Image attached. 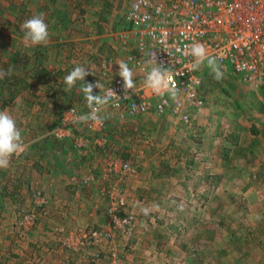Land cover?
<instances>
[{
	"label": "rangeland",
	"instance_id": "rangeland-1",
	"mask_svg": "<svg viewBox=\"0 0 264 264\" xmlns=\"http://www.w3.org/2000/svg\"><path fill=\"white\" fill-rule=\"evenodd\" d=\"M130 1L0 0V69L14 66L13 74L0 80V111H8L14 117L26 146L24 152L11 158L6 169H0V196H7L5 187L12 178V187L21 186L19 191L16 188L18 204L17 193L10 192L14 193L10 202L5 198L17 208L14 221L0 220V254L22 249L27 229L37 220L36 228L43 227L50 200L61 202L45 195L42 189L26 187L28 179L33 178L30 172L37 179L43 175L44 161L38 159L39 153L46 148L51 157L57 158L61 152L73 156L94 149L102 155L99 164L94 162L84 169L76 168L75 163L66 164L62 170L59 198L68 200V204L80 203L67 210L69 222L53 224L50 241H46L49 227L43 230L44 237L37 242L41 250L37 257L43 262L264 264V86L243 83L229 68L223 70V78L218 81L206 63L197 70L203 105L190 107L187 120H178L170 108L121 116L107 107L101 112L102 125L75 122L76 116L89 111L84 97L59 96V90L65 89L64 77L77 60L81 64L82 56V66L92 73L85 77L86 81H98V70L108 80L105 84L99 81L102 88L94 89L95 94L103 95L118 76L110 81L112 71L106 69L104 73L103 63L112 61L106 56L114 37L124 40L123 16ZM62 10L68 13L65 18H60ZM40 13L48 24V42L28 46L23 42L20 25ZM76 40H81L76 46L77 58L70 52ZM133 40L129 38L130 46L124 45L132 53ZM125 54L122 50L121 55ZM100 55L103 57L96 67ZM44 70L57 76L55 82L41 80ZM134 76L135 84L143 81ZM78 88L79 83L67 92L77 93ZM132 97L140 99V95ZM77 140H83L85 145L77 147ZM121 162L135 166L136 173L122 174L118 170ZM75 170L82 171L75 175ZM90 184L102 189V193L91 195L102 204L99 218L98 209L91 210L95 214L91 215L85 207L91 202L89 193L81 192ZM112 186L121 190L118 195L125 201L119 213L134 215L130 235L111 224L107 190ZM135 187L141 193L132 192ZM30 202L41 208L37 210L39 216L36 209L26 208ZM93 228L110 230L115 239L80 248V239L76 240L75 235ZM9 235L15 236L16 247ZM97 252L96 260L93 256Z\"/></svg>",
	"mask_w": 264,
	"mask_h": 264
},
{
	"label": "built area",
	"instance_id": "built-area-1",
	"mask_svg": "<svg viewBox=\"0 0 264 264\" xmlns=\"http://www.w3.org/2000/svg\"><path fill=\"white\" fill-rule=\"evenodd\" d=\"M123 20L126 27L123 43H128L131 33L136 41L135 52H128L126 63L143 81L129 90L130 99L123 98L119 76L105 88L103 95L111 88L120 96L119 101L113 97L108 107L121 116L124 113L134 116L151 108L158 112L170 108L178 120H187L190 107L202 106L201 77L192 69L193 57L188 54V46L197 43L205 47L222 71L229 68L243 83L264 86V0H132ZM153 55L174 73L177 95L172 100L170 92L156 95L144 85ZM106 65L103 63L104 73ZM134 95H140V99H133ZM75 145L81 147L85 142L77 140ZM118 170L122 174L136 173V167L128 162L119 163ZM108 193L111 224L130 235L135 218L129 212L119 213L125 204L124 198L118 195L121 190L112 186ZM75 239H80V248H88L99 240L112 241L115 235L110 230L93 228L81 231ZM93 258L97 260L99 253Z\"/></svg>",
	"mask_w": 264,
	"mask_h": 264
},
{
	"label": "crops",
	"instance_id": "crops-1",
	"mask_svg": "<svg viewBox=\"0 0 264 264\" xmlns=\"http://www.w3.org/2000/svg\"><path fill=\"white\" fill-rule=\"evenodd\" d=\"M47 1H52V0H47ZM50 13L53 14L54 13L53 10H50ZM61 13H62V15H61ZM61 13H60V18H65V16L68 14L66 11H63V10ZM52 14L50 16H52ZM63 27H65V26H62V29H63ZM122 33H121V35H122ZM130 36H131V38L134 39L132 42L134 44L133 46H134V51H135V44H136L135 37L132 33L130 34ZM99 40L102 41V39H100V38H99ZM121 40L122 39H118L117 37H114L112 44L110 46H107V50H109V54H107L108 56H106V55L105 56L110 57L112 59L111 63L106 65V69L109 72L112 71V73H111L112 77L109 78L110 81L115 76H117L118 64L121 61L126 62L125 56L129 51H131L130 47L126 50L124 49L125 44L123 42H121ZM80 41L81 40H76L73 48L70 49V52H74L76 54V58H77V54H78V48L76 46L80 44ZM129 43L127 44L128 46H130ZM91 44L92 45L94 44L93 41ZM98 48H99V46H98ZM119 50H121V51L123 50L124 52H126V54L121 55V51H119ZM81 56H82V52H81ZM64 57H66V56L64 55ZM102 57H103L102 55L97 56V58H96L97 65H95L96 67L100 65V60ZM80 61H81V64H79V60H77L76 64H74V65L75 66L83 65L82 62L84 61V56H82ZM75 66H73V67H75ZM59 73H58V76H59ZM97 73H98L97 77L95 76V74H94V76L97 78L98 82L100 80H103V84H105L108 80L103 79V77H101L99 75V70ZM133 73L136 76H139L137 74V72H133ZM54 78L57 79V76L55 74L49 73L46 70L43 71L42 76H41L42 81L50 80L52 82H55ZM95 81L96 80L94 78L91 79L92 83H95ZM87 82H90V81H87ZM76 90L78 91L77 93L76 92H66L64 90H59L58 93H59L60 97H67V96L72 95L74 97L76 96V97H82L83 98L84 95L79 90V88ZM30 92L32 93L31 90H30ZM31 93H29V94H31ZM76 100H78V98ZM121 146L123 147V142L121 143ZM44 149H45V152L44 151L40 152L42 154L39 153L40 156H38V159H39V157H41V161H44V169H41V171H43V173H42L43 175H40V178L37 179V178H34V174H32L30 172L29 174L32 175L33 178L28 179L29 183L26 182V187H28V188L29 187H31V188L35 187V190H40V191L42 189V191L44 190L45 195H47L49 197L55 196L53 198H57V199L61 200V202H56L53 199L50 200V204L47 207V209L49 210L48 215L44 216V221H42L43 227L39 228V229L36 228L35 225H37L39 222L37 220V224H35L32 227L27 229L26 240L24 238L25 245L24 246L22 245V249L17 250V248H16V249H13L14 252L10 251L9 253L4 250V254H0V263H4V264H47V262L45 263L41 260V257H37V252L41 251L38 248L39 244L37 242L42 241V238L44 237V233H45V231H43V230H47L48 227H49V229H48V235H47L46 241L47 242L50 241L53 238V235H52V228L54 227L53 224L62 223V222H66V223L69 222V218H68L66 212H67V210H69V208L73 207L72 204H75V203L68 204V202H66L68 200H65L63 198V200H64L63 201L61 198H59L62 195V194H60V191L63 189L62 186L60 187V181L62 182V180H64V173L62 171L64 169V166L66 164L71 165V164L75 163L76 168L81 167V166L83 167V169L88 168L86 166H88V165L92 166L94 164V162L98 163L97 161L99 160V156L100 157L102 156L100 153H95L96 150H94V152H92V151H90L91 149H89L87 152H85V150H84L81 153L80 152H77L76 154L73 153V156H65V154L61 152L60 157L56 158V157H51V154L49 152H46V148H44ZM35 157L36 156H34V158ZM111 157H113V156H111ZM40 163H42V162H40ZM56 164H58L57 167H56ZM81 171L75 170L74 174L76 175L77 173H80ZM19 176H20V174H17L16 177L18 178ZM22 176H24V174H22ZM159 181H161V180H159ZM11 184H13V178L10 181H8V185H7V187H5L7 189V192H9V193H7V196H5V195L0 196V220H2V221H7V220L14 221L15 220L14 211L17 208V206H16V204H18L17 203V197H19L18 191L21 190V186L19 187L18 185H16V186L12 187ZM40 186H43V187L40 188ZM99 187L100 186H98V185L90 184L88 186H84V188L81 191L84 194L89 193L91 202L88 205H86L85 207L90 211L91 215H95L94 213L91 212V210H94V208L98 209L99 213L96 214V216L98 218L101 217V215H102V211L100 208L102 206V204H101V202L96 201V196L92 198L91 195L93 193H97V194L102 193V189ZM131 187L128 184V191L132 190ZM16 188H18V191H16ZM27 191H28V193L30 192V190H27ZM140 191H141L140 188L135 187V188H133L132 192H140ZM10 192L17 193L16 198H15L16 204L14 203L11 206L9 203L10 202L9 198H10V196H13L14 193H12L13 195H10ZM6 197H7L9 202L5 199ZM64 197H65V195H64ZM62 202L64 203L63 206L61 204H59ZM78 204H75V205H78ZM37 206L35 205V202H34V204H33V202H30V203H28L26 208H30V210L32 208H34V209H36V212H37L38 209H41L40 207H37ZM78 207H80V206H78ZM36 214L38 216L40 215V213H38V212ZM91 220H95V218H93ZM137 224L140 225V220L137 221ZM182 229H185L184 226L182 227ZM180 234L181 233L179 232L178 235H180ZM27 237H28V239H27ZM9 238H11V239H9V241H12L11 244L13 245L14 241H16L15 236L9 235ZM13 246L16 247L15 245H13ZM37 260H39V262ZM51 264H53V263H51Z\"/></svg>",
	"mask_w": 264,
	"mask_h": 264
},
{
	"label": "clouds",
	"instance_id": "clouds-1",
	"mask_svg": "<svg viewBox=\"0 0 264 264\" xmlns=\"http://www.w3.org/2000/svg\"><path fill=\"white\" fill-rule=\"evenodd\" d=\"M23 32V42L28 46L46 45L49 39L48 24L45 22L43 13L31 16L20 25ZM188 54L193 57L191 67L193 70H198L201 65L207 61L214 79L221 80L223 71L216 60L210 57L202 44H193L188 46ZM150 63L152 67L147 72L144 79V85L152 93L160 95L167 91L172 97L177 95L174 90L175 85L174 73L170 68H165L163 62L158 63L155 55L152 56ZM14 66H9L8 69H0V80L10 77L13 74ZM92 75L88 68L77 65L65 77L64 91H71L73 87L79 83V90L83 93L85 103L89 111L75 117V122L86 123L94 122L97 125H102L104 118L101 112L104 111L110 101L115 97L120 100L111 88H108L104 95L95 94L94 89L102 88V85L96 81L95 83L87 82L85 77ZM117 75L122 80L123 98L130 99L128 92L134 90L135 81L133 70L128 63L121 61L118 64ZM26 146L23 142L21 131L17 126L16 120L8 111H0V169H6L14 155L24 152ZM259 219V217H257Z\"/></svg>",
	"mask_w": 264,
	"mask_h": 264
},
{
	"label": "trees",
	"instance_id": "trees-1",
	"mask_svg": "<svg viewBox=\"0 0 264 264\" xmlns=\"http://www.w3.org/2000/svg\"><path fill=\"white\" fill-rule=\"evenodd\" d=\"M92 151H94V149Z\"/></svg>",
	"mask_w": 264,
	"mask_h": 264
}]
</instances>
